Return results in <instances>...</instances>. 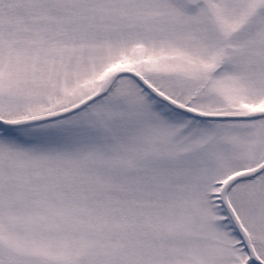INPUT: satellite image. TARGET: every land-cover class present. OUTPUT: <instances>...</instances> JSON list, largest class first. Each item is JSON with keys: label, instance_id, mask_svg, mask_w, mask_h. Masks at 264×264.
<instances>
[{"label": "snow or ice", "instance_id": "obj_1", "mask_svg": "<svg viewBox=\"0 0 264 264\" xmlns=\"http://www.w3.org/2000/svg\"><path fill=\"white\" fill-rule=\"evenodd\" d=\"M0 264H264V0H0Z\"/></svg>", "mask_w": 264, "mask_h": 264}]
</instances>
